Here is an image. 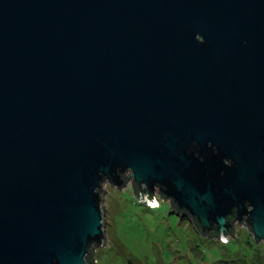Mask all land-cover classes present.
Here are the masks:
<instances>
[{
	"label": "water",
	"instance_id": "water-1",
	"mask_svg": "<svg viewBox=\"0 0 264 264\" xmlns=\"http://www.w3.org/2000/svg\"><path fill=\"white\" fill-rule=\"evenodd\" d=\"M129 178L264 241V0H0V264H89Z\"/></svg>",
	"mask_w": 264,
	"mask_h": 264
},
{
	"label": "rangeland",
	"instance_id": "rangeland-1",
	"mask_svg": "<svg viewBox=\"0 0 264 264\" xmlns=\"http://www.w3.org/2000/svg\"><path fill=\"white\" fill-rule=\"evenodd\" d=\"M132 181L121 189L104 183L106 240L93 249L97 264H264V241L254 240L248 224L237 222L224 242L203 235L170 201L139 200Z\"/></svg>",
	"mask_w": 264,
	"mask_h": 264
},
{
	"label": "trees",
	"instance_id": "trees-1",
	"mask_svg": "<svg viewBox=\"0 0 264 264\" xmlns=\"http://www.w3.org/2000/svg\"><path fill=\"white\" fill-rule=\"evenodd\" d=\"M198 228H199V227H198ZM212 236H215V234L212 233V234L210 235V237H212ZM93 249H94V248H92L91 251H90V253L87 255V260H88L89 264H97V261L94 260V257H93ZM128 264H134V263H133L132 261H129Z\"/></svg>",
	"mask_w": 264,
	"mask_h": 264
},
{
	"label": "bare ground",
	"instance_id": "bare-ground-1",
	"mask_svg": "<svg viewBox=\"0 0 264 264\" xmlns=\"http://www.w3.org/2000/svg\"><path fill=\"white\" fill-rule=\"evenodd\" d=\"M158 204H159L158 201H156L153 203V206H157Z\"/></svg>",
	"mask_w": 264,
	"mask_h": 264
},
{
	"label": "flooded vegetation",
	"instance_id": "flooded-vegetation-1",
	"mask_svg": "<svg viewBox=\"0 0 264 264\" xmlns=\"http://www.w3.org/2000/svg\"><path fill=\"white\" fill-rule=\"evenodd\" d=\"M157 195H158V197H161V195H160V193H158V191H157ZM162 198V197H161ZM164 199V198H163ZM165 201H168V200H165Z\"/></svg>",
	"mask_w": 264,
	"mask_h": 264
},
{
	"label": "clouds",
	"instance_id": "clouds-1",
	"mask_svg": "<svg viewBox=\"0 0 264 264\" xmlns=\"http://www.w3.org/2000/svg\"><path fill=\"white\" fill-rule=\"evenodd\" d=\"M158 200V199H157ZM159 203V202H158ZM149 205H151V204H149ZM159 205V204H158ZM153 206V205H152Z\"/></svg>",
	"mask_w": 264,
	"mask_h": 264
}]
</instances>
